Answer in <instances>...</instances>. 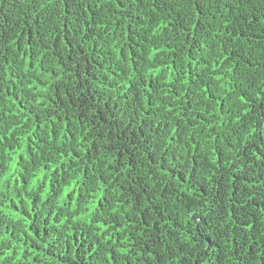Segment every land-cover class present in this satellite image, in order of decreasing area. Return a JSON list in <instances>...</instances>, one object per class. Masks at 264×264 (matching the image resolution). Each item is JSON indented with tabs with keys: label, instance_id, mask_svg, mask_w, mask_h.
Returning <instances> with one entry per match:
<instances>
[{
	"label": "trees",
	"instance_id": "trees-1",
	"mask_svg": "<svg viewBox=\"0 0 264 264\" xmlns=\"http://www.w3.org/2000/svg\"><path fill=\"white\" fill-rule=\"evenodd\" d=\"M0 264H264V0H0Z\"/></svg>",
	"mask_w": 264,
	"mask_h": 264
}]
</instances>
